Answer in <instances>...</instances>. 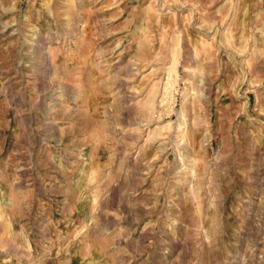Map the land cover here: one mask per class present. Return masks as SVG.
Instances as JSON below:
<instances>
[{
  "label": "rangeland",
  "instance_id": "rangeland-1",
  "mask_svg": "<svg viewBox=\"0 0 264 264\" xmlns=\"http://www.w3.org/2000/svg\"><path fill=\"white\" fill-rule=\"evenodd\" d=\"M0 264H264V0H0Z\"/></svg>",
  "mask_w": 264,
  "mask_h": 264
},
{
  "label": "bare ground",
  "instance_id": "bare-ground-1",
  "mask_svg": "<svg viewBox=\"0 0 264 264\" xmlns=\"http://www.w3.org/2000/svg\"><path fill=\"white\" fill-rule=\"evenodd\" d=\"M45 48H46V47H45ZM44 53L47 54L48 52L45 51Z\"/></svg>",
  "mask_w": 264,
  "mask_h": 264
}]
</instances>
